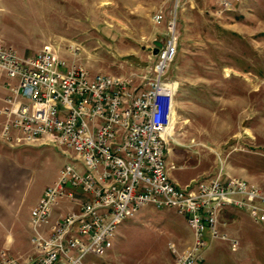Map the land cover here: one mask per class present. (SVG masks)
Here are the masks:
<instances>
[{
    "label": "rangeland",
    "instance_id": "1",
    "mask_svg": "<svg viewBox=\"0 0 264 264\" xmlns=\"http://www.w3.org/2000/svg\"><path fill=\"white\" fill-rule=\"evenodd\" d=\"M221 1L0 0V41L22 56L52 45L91 75L128 77L151 70L176 19L178 52L166 72L178 84L170 173L190 182L222 170L264 190V0L229 8ZM157 13L165 16L162 24L154 21ZM18 148L32 169L29 201L74 155L43 140ZM221 221L230 239L210 241L196 264H264V221L234 208ZM191 233L175 209L147 205L119 225L111 249L85 262L176 264L175 250L191 247L185 237Z\"/></svg>",
    "mask_w": 264,
    "mask_h": 264
},
{
    "label": "built area",
    "instance_id": "2",
    "mask_svg": "<svg viewBox=\"0 0 264 264\" xmlns=\"http://www.w3.org/2000/svg\"><path fill=\"white\" fill-rule=\"evenodd\" d=\"M154 21L162 24L164 14ZM167 28L151 70L128 77L91 75L52 45L22 56L0 41V140L13 147L43 140L74 154L32 209L38 255L25 262L9 256L1 264H86L90 253L111 249L119 225L147 205L175 209L193 231L191 247L175 250L176 264H196L210 241L230 239L221 221L228 209L264 221V190L243 178L220 170L185 186L171 179L168 135L178 84L166 72L178 52L176 19ZM62 200L76 208L46 234L43 226Z\"/></svg>",
    "mask_w": 264,
    "mask_h": 264
},
{
    "label": "crops",
    "instance_id": "3",
    "mask_svg": "<svg viewBox=\"0 0 264 264\" xmlns=\"http://www.w3.org/2000/svg\"><path fill=\"white\" fill-rule=\"evenodd\" d=\"M18 147L20 146L13 147L0 140V264L5 257L9 256L25 262L38 255V250L32 243L34 229L31 223V212L45 189L58 178V174H56L39 191L34 200L29 201L27 191L32 169L28 164L22 162L21 154L24 152ZM170 176L179 186L189 183L182 182L180 175L170 173ZM73 208L75 209L76 205L72 201L62 200L54 207L50 224L43 226V231L48 234L52 225ZM185 237L187 243L192 245L194 242L193 231L189 237Z\"/></svg>",
    "mask_w": 264,
    "mask_h": 264
}]
</instances>
